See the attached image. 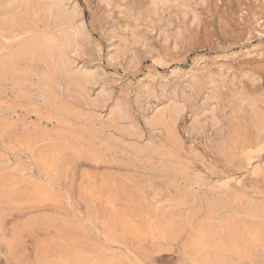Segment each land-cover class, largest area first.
Wrapping results in <instances>:
<instances>
[{
	"label": "rangeland",
	"instance_id": "rangeland-1",
	"mask_svg": "<svg viewBox=\"0 0 264 264\" xmlns=\"http://www.w3.org/2000/svg\"><path fill=\"white\" fill-rule=\"evenodd\" d=\"M7 1L9 0H0V6L7 3ZM67 3H69V1H67ZM73 3L79 6V8L77 6V10L79 11L80 9V14L82 13V16L80 15V18L83 22V26H85L84 29L86 28L85 30H87L85 31L86 40H90L86 41L83 44L84 55H82L81 57H76L75 54H70V58H72L73 60L75 59L74 61H77V63L74 62V64L76 63L74 65L75 68L79 67L78 69L80 70L88 69V71L96 69L93 70V72H98H95V75H101L99 77L102 80L100 78H97V83L95 84V86L98 84L97 87L88 86L90 97L94 96V92V97H96V95L98 94H96V90L100 92V87H105L104 91L108 93L109 96L111 93V96L113 97H110V102L106 103L108 107L106 106L104 107L105 109L103 108L100 110L101 112H97L98 114H100V116L101 113H103L101 117V121H104L105 125V128L102 129L103 135L108 138V136L113 132V135L111 134L112 138L114 137V139L116 140L119 137L117 135L118 133H116L117 131H115L112 127L109 128V121L107 120L106 114H108L107 112L110 111H108V108H111L114 103H121L120 101L124 100V102H122L121 104H125L124 106L128 109L127 111L130 117L128 118L130 122H132L131 124H133L134 127L137 128L139 134H141L142 136L141 141L136 142L133 138H131L130 141H132L133 139L132 142H136L137 144L139 143L140 147H153L156 150L157 156H155V154L151 158L147 157V160L140 158V161L138 160V162H131L129 164L125 156L120 157V154L121 152H123V150L121 148V145L118 142L117 144L116 141L115 144L118 145V147L116 145H112L113 143L102 146L98 143L99 141H97L96 145H100V147H98V149H100L98 152L99 156H91L87 153L88 141L93 138L91 137L90 139V136L94 135L93 130L101 129L99 127L100 121L99 123H95V126L98 125L97 128L93 123L85 122L86 120H83L82 117L79 118L75 109L80 110L81 108H79L80 106H72L75 109L71 108L70 104L72 102H69L71 99H67L68 101L64 100L63 104L58 103L53 106L50 105L52 107H49V105L42 102L43 100L40 98H32V100H30L31 98H27L28 96H24L25 93L21 92V86L16 85L17 80H15L14 78L12 80L10 76L4 77L3 75L2 77V75H0V87L5 85V89H3L4 87H2V89L4 90V92H6L5 94L10 97H6L3 91H0V95L3 97V99H1L2 97L0 96V106H2L3 109L4 107L6 108V110H2V108H0V110L2 111L0 113V138H2L3 140L5 139L6 141L5 142L0 139L2 141H0V151L2 152H0V158H2L0 160V163L1 161H3V165L0 164V166L9 164L5 166L6 168L9 167L7 169L5 167L4 169L3 167L0 168V179L5 178V175L7 177H11L12 174H15L13 176H16L17 173L20 174L21 170H24V173H21L26 174L24 175V178L30 176V179H27L29 177L25 178L26 180H30V182L33 179L38 178L37 172H40V170H38L36 166H34L33 169V165H31V163L34 164L35 161H31L33 159L31 158V155H29V153L27 154V152L25 153L26 150L24 148L19 147L20 145L18 143L22 141V138L23 140L25 138H32L31 141L42 138L39 142V145H36V148H34L33 154L36 155L37 152H46L48 150V147L53 145V143L60 144L61 141L62 143L63 141L65 142V135L68 133H72L73 136L70 135V137L67 136V138L71 139L70 141L72 142L71 144L73 146L81 147H79V150L76 152H71V150H67L65 152L68 156L67 163L72 165H74L75 163H82L79 164L80 168H76V164L74 165L75 167L72 165V167H70V165L68 164V167L70 168H67L68 171H66V174L63 173L62 170H60L58 187H54V194L57 193L60 199L64 196L61 200L58 197H56V199L58 198L60 200L59 201L57 199L58 203L63 202V205L61 203L59 204L64 207L63 209H65V211L70 208H72L71 211L73 214L77 211H84V209H82L85 207L84 203L79 197L80 195H82L80 193L82 192L81 190L84 184H88L89 187H93L95 190H97L99 188H103L104 184L106 183H108L105 185V187L107 188L111 185L110 183L113 180L118 181L123 185V188L127 192L129 200L134 202L133 205L129 208L130 212L135 214L138 211V213L143 214L146 219L150 218L148 220H151V218H154V216L157 215L163 217L166 213H172L176 219L178 218V220L194 219L195 224H201L202 222H204L206 214V206L202 202V198L204 197V195H206L207 197H211L212 195L217 196V193H219L220 195L222 194L223 198H233L234 195L236 196L241 193V195L246 196L245 199L243 196V198H238L241 195L236 196L237 199L241 201H238L236 198L235 199L237 200L236 202L241 203L244 208L248 206H264V120H262L264 119V0H72L70 2V6H73L71 5ZM185 11H187V15H185ZM183 15L185 17H183ZM193 17L195 20H197H193ZM3 23L0 25V44L4 43L5 45L2 44L4 46H6V44L7 46L15 44L20 40L23 41L26 38H29V36L34 37L35 34L38 35L39 32L41 33V31L43 30L40 24H38V26H32L31 28H25L21 30L20 27H12L8 20H5ZM26 25L29 26V23H26ZM20 31H23L22 33L24 34H19L22 39L17 36V33H20ZM27 31H29L30 33L32 31V34ZM1 34L6 39L10 36L14 37L10 38L13 41L9 39L7 43H5L6 41L5 39H3ZM6 35L9 37H7ZM136 37L138 39H136ZM14 39L19 40L15 42ZM9 41H11V43L8 44ZM124 41L125 43L127 42V44H125ZM135 41L136 43H134ZM26 60L27 59L22 60L23 64L20 61V64H28ZM31 60H29L31 61L29 62L31 65L30 67H34L32 68L34 71L47 70L45 61L35 58ZM33 62L38 63L36 64ZM61 76L60 82H65V80H69L70 78H77L79 75L74 74L70 78L67 77V79H65L66 76ZM98 79H100V83H98ZM11 80L12 82L14 80L15 81L12 83ZM6 86L9 87L6 88ZM92 87H94L95 90ZM12 88H14L18 92V94ZM7 89H10L11 92L9 91V93ZM92 89L94 92L92 91ZM11 93H13L14 96H12ZM15 94L17 95L15 96ZM20 94L23 96L21 97ZM5 97L8 99H6ZM111 98H115V100L111 101ZM37 100L39 102H35V104H38V106L33 103ZM25 101H28L29 103ZM31 101L33 102L30 103ZM2 103L5 104L2 105ZM172 103H175V105H178V107H180L181 105L184 110L180 108L181 112L179 111V113H181V115L179 116L178 114L177 117L179 118L176 117L178 120L175 119L173 123L174 131L177 130V133L175 131V138L169 140L166 132L164 133V128H161L160 126H152L150 128V121L146 122V120H149L147 118H150V116L152 118L153 115L163 111L164 108H168V105H171ZM42 105L43 108H40L42 107ZM7 106L12 107V109L10 108L11 112L8 110L9 108ZM48 107L50 108L49 110L46 109ZM65 108L68 109L65 110ZM210 109L213 110L212 115H209V112H211ZM81 110H83V108ZM38 111L41 113V115L38 114ZM130 111L133 113H131ZM27 112L30 115H28ZM32 112H34L35 116L34 114H31ZM70 112L73 114H71ZM25 114L27 116H25ZM193 114L198 117V119ZM208 115L211 116V118L214 117V119H210ZM4 116L5 118L9 117L8 119L10 121L8 119L5 120V118H3ZM18 116L20 117V119ZM21 116L23 118H21ZM39 117H41L42 120ZM54 118H56L57 120ZM128 118L126 119L127 121ZM204 118H207V120L205 119L203 121ZM25 119L27 120V123L24 122L26 121ZM61 119L65 122H62ZM194 119L196 120V123H199L194 124ZM79 120H82V123L76 122ZM126 120L122 121L119 126L122 125V127H127L128 124L130 125V122H126ZM6 121L8 123L10 122V124H8ZM12 122L15 124H12ZM28 122H30V124ZM39 122L40 125H37L36 128L32 126L34 125V123L39 124ZM50 122H52L51 124H53L54 128H50ZM66 122L69 123L70 126H68L69 124H67ZM137 122H139V124ZM144 122L146 123V126ZM18 123L22 124L23 127ZM25 124H28V129ZM75 124L76 126H74ZM79 124H81L83 129L80 128L81 126ZM82 124H85V127ZM16 126L22 128H15ZM141 127L143 129H141ZM148 128H150L151 130ZM46 129H48L49 132ZM90 129L93 132L89 131ZM161 129L162 132H160ZM61 130H63V132ZM43 131H47V133ZM73 131H75L76 134ZM107 132H110L109 135H107ZM2 133H4V135ZM59 133L62 134L59 135ZM83 133L85 135H83ZM86 133H88V137H85L87 136ZM221 134L227 135V139L224 142L226 151L223 150L225 153L222 151L224 147L219 148L216 146V142H218L219 136H221ZM1 135L4 137H2ZM44 135L46 136V138L44 137ZM14 136L15 138H13ZM178 138L179 140L177 141ZM48 140L49 142L53 143H51L50 145V143H48ZM174 140H176L177 142H174ZM173 142L176 145H174ZM40 143L43 145H41ZM6 144L7 146H5ZM179 144L181 145L180 147ZM16 146H18L19 149H16ZM42 146H44V148ZM154 146H156V148ZM157 146H159V148ZM1 147L3 148V150ZM106 147H108L107 151L105 149ZM20 149H23V152H21ZM119 149L122 151H120ZM7 150L9 151V154L6 152ZM104 150L105 153H103ZM110 151L113 152L111 153ZM126 151L125 154L124 152L122 154L127 156L126 153L128 152ZM16 152L23 153L25 155L16 157L18 155ZM108 152L110 155L108 154ZM171 152L173 153V155H171ZM114 153L116 155H114ZM251 153L252 155H250V157L254 162L252 161V159L247 160L245 158L246 154L249 155ZM13 154H16V156ZM33 154L32 156H34ZM164 155H167L168 159L166 158L167 156ZM177 155L179 156L177 157ZM78 156H81V159H79L80 162L77 160L79 158ZM158 156H160V158ZM161 157L164 158L163 161L160 162V159H162ZM27 158H31V160L29 159L28 162ZM114 158L118 166L115 164ZM16 159H20V161ZM111 159L114 161L115 166L113 165ZM166 159L168 161H166ZM178 159H183L184 161ZM144 160L147 161V164L144 162ZM148 160L152 163L148 162ZM84 161L87 164L84 163ZM117 161H119V163L121 162V164H119ZM176 161H178V163ZM107 162L110 163V168ZM141 162H143V164ZM166 162H169L170 164L172 163V165L176 164L175 166L173 165V169H175V172H178L180 170L179 174H181L180 172L186 169L187 166L190 168H188V171L186 169V172L184 170L181 175H177V173L173 171L168 163L166 165ZM179 162H183L184 165H182V163L179 164ZM4 163L6 164L4 165ZM13 163H16L15 166H13ZM136 163L139 164L136 165ZM249 163L250 165L252 164L251 167L248 166ZM29 164L31 166H29ZM122 164L125 166H123ZM128 164L130 166L133 164V167L129 166V168ZM144 164L146 165L144 166ZM104 165L108 166L106 167ZM90 167H93V170ZM154 167L155 169H157L154 170ZM3 171L10 174H3ZM11 171L14 173L11 174ZM34 172L37 176L34 174ZM163 172H165V174ZM194 173L199 177L197 175H194ZM64 175H66V180ZM76 176L80 177V179H76ZM86 177L88 179H85ZM68 179L69 181H67ZM105 179H107V182L105 181ZM159 179L160 181H158ZM188 179L190 181H193L195 179L196 181L194 180L195 183L192 181L188 182ZM198 179L200 180V182L197 181ZM76 180L78 181V183ZM140 180L144 183H142ZM153 180H155V182ZM163 182L167 183L168 185H165ZM190 183H192L191 186L193 185V188L190 186ZM197 183L198 185L195 186L194 184ZM200 183L201 185H203L204 183V185L201 186ZM176 184H178L179 186ZM69 185L70 187L68 188ZM147 185L150 187L147 188ZM151 186L154 189H152ZM155 186L158 188L155 189ZM200 186L202 188H200ZM223 186L228 187L229 190ZM217 187L218 189L220 187L222 189L220 188L219 190H217ZM65 188H68V191ZM146 188L147 191L145 190ZM150 188L151 191H149ZM177 188L179 190H182L179 191ZM64 189L67 192L64 191ZM74 189H76V192L78 193L74 192ZM213 189H216L217 191H214ZM223 189L225 191H223ZM60 190L64 192L62 193ZM55 191L57 192L55 193ZM201 191H203L202 193H205L204 195H201L202 198L200 197V194H202ZM205 191H209L207 193L208 195ZM65 193H67V195L69 196H67ZM196 193L199 194H197L199 198L197 197V195H195ZM209 193L212 195H210ZM65 195L67 197H65ZM75 195H78L77 198L79 199V201ZM177 195L178 197L175 198V196ZM66 199L68 200V202H74H71V204L67 203ZM180 199L182 200L180 201ZM58 203H56L55 206L57 208H50L51 213L62 211L61 206L58 205ZM99 203L100 202H98V204ZM100 204L103 205L102 202ZM178 204L179 207L175 206ZM80 205L83 206L81 207ZM77 206L78 209H76ZM79 207H81L80 210ZM53 209L55 212L53 211ZM122 209L124 208L122 207ZM143 209L144 211H140ZM175 211L177 213H175ZM82 214H84V212ZM11 219L16 220V215L15 217L12 216L11 218H8V227H10L13 221ZM200 220L202 222H200ZM86 230L87 232H81L79 233V235H77L73 242L75 246L86 250H93L94 247L91 246H96L97 243L98 245L102 244V240H100V238L97 239V237L95 236V231H91L89 227H86ZM51 231L45 233L40 231V233H35L36 236L25 235V238H23V240H25L24 242H26V247H23V250L26 249L25 254L28 259H32V257H34L35 246L33 245H35V241H39L41 243H39L41 246L44 244V246H42V248L44 247L42 249L44 251H46L48 247L58 243L59 238L55 236L54 231ZM89 231L92 232V235L88 233ZM45 236L49 237V240ZM53 237H55L56 240ZM148 238L149 237L146 238V241L145 239L141 241H134L129 239L131 242L128 241L127 243L131 245L128 244L127 247L130 246L131 248L129 247V249H132L131 251L128 248L125 249L123 246L121 247L124 249V251L128 250L127 252L133 254L138 253V255L145 256L146 259L149 258L148 261H146V259L142 260L143 263L140 264H178V255L176 254L178 249L175 248H179L184 235H182L180 239L175 243H169L172 245L166 244L161 245V247L160 244ZM45 240L46 242L44 243ZM83 241L85 243H83ZM48 242L50 243L48 244ZM86 242L87 246H82V244L86 245ZM47 244L48 246L46 247ZM175 244L177 246H175ZM27 245H29L30 247H27ZM154 246L157 247L154 248ZM29 248H31L33 252L30 251L31 249L29 250ZM160 249L161 251H159ZM1 250L2 249L0 248V255L3 256V252H1ZM259 253L260 254H258L256 263L264 264L262 254L261 252ZM30 256L32 257L30 258ZM3 258L4 257H0V264H15L6 260L5 258L3 260ZM5 260L7 261L6 263L4 262ZM17 264H22V262L20 261Z\"/></svg>",
	"mask_w": 264,
	"mask_h": 264
},
{
	"label": "bare ground",
	"instance_id": "bare-ground-1",
	"mask_svg": "<svg viewBox=\"0 0 264 264\" xmlns=\"http://www.w3.org/2000/svg\"><path fill=\"white\" fill-rule=\"evenodd\" d=\"M67 1H69V3H67ZM71 1L72 0H9V1H7V3L0 6V25L5 20H8L10 22V24L12 25V27H20L21 30H23L25 28H31L32 26H38V24H40V26L43 28L41 33L40 32H39V34L37 33L38 35H36L34 33L35 34L34 37L29 36V38H26L23 41L20 40L19 42H17L19 39L15 40V39H17V38H15L14 41L17 43L9 45V46H7V44H6V46H4L5 45L4 43H2L4 45L0 44V75H2V77H3V75H4V77L10 76V78H12V80H13V78L15 80H17L16 85L21 86V88H22L21 92H24L25 93L24 96H28L27 98H29V99L31 98L30 100H32V98H34V99L40 98L43 100L42 102L49 105V107H52L53 105H56L58 103L63 104L64 100L71 99L69 101L70 103L72 102L71 104L69 103L71 105V108H73L72 106H74V107L80 106L79 108H81V109L83 108V110H85V111H83L81 109L77 110V109L73 108L77 111V116L79 118L82 117L83 120H86L85 122L93 123L94 126H95L96 122L99 123V121H100V126H99L101 128L100 130H93L94 132L91 130L92 128L89 130V131H92L94 134L93 136H90V139H91V137H93V138L88 141V146H87L88 147L87 153L90 154L91 156L98 157L99 156L98 152L100 150V149H98V147H100V145L106 146V144L113 143L112 145L115 146L116 145L115 141H116V143L118 142L121 145V148H122L124 154H125L126 150H127L126 152L129 153V154L126 153L127 154V156H126V155L122 154L123 152H121V154H122L121 155L120 151H122V150L119 149L120 150L119 151L120 157L125 156V158L127 159V162L129 164L131 162H134V163L138 162V160L140 158H143V159H146L147 157L151 158L155 154H156L155 156H157L156 150L153 147H151V146L140 147L139 143L138 144L136 143V142L142 140V136H141V134H139V131L137 130V128H135L134 125L131 124L132 122H130V120H129L130 117H129V113L127 111L128 109L124 106L125 104H123V105L121 104L122 102H124L123 99H122L123 101H120L121 103L116 102L113 104V106H111V108H108V111L110 110L109 112L106 111L108 113V114H106L107 120L109 121L108 126H109V128L112 127L115 131H117L116 133H118L117 135L119 137L117 138V135H116V138H117L116 140L114 139V137L112 138V135H113L112 129H111L112 131L110 130L112 132L111 133L112 135L110 134L111 136L109 135L110 132H107L108 133L107 135H109L108 138L103 135L102 129L105 128L104 121H101V117H102L103 113H101V116H100V114H98L97 112L106 106L108 107V105H106V103L110 102V97H112V96H111V93L109 96L108 93H106L104 91L105 87L103 86L104 88H102V87H100V89L98 88L100 90V92H98L96 90V94L98 93L96 95V97H94L95 92L92 89V91L94 92V96H92V97H94V98L90 97V93L88 91V86H95V84L97 83V78H100L99 76H101V75H99V76H97L98 74L95 75L98 72L97 71L93 72V70H96V69H92V70L88 71V69L80 70V69H78L79 67L75 68L74 65L77 63V61H74L75 59L73 60L72 58H70V54L71 55L75 54L76 57H81L82 55H84L83 44L86 41L90 40L89 38H88L89 40H86L85 31H87V30H85L86 28L84 29L85 26H83V22L80 18L82 16L81 15L82 13L80 14V9H79V11L77 10L78 5H76L77 4L76 2H75L76 4L75 3L71 4L73 6H70ZM78 8H79V6H78ZM185 9H186V7H185ZM186 12L187 11H185V15H187ZM183 17H185V16L183 15ZM82 19H83V17H82ZM192 19L195 20L194 17ZM26 23H29V26L26 25ZM13 31H15V30H13ZM22 32L20 31V33H17V36H19V34L22 35L23 34ZM27 32H29V31H27ZM2 34H1V36L3 37L4 34L3 35ZM30 34H32V31ZM12 35H14V34H12ZM87 35H88V33H87ZM7 37H9V36H7ZM10 38H14V37L10 36L7 39L5 37H3V39H5V41H6V42L5 41L4 42L7 43V41ZM20 39H22V38L20 37ZM136 39H138V38L136 37ZM11 41H13V40H11ZM11 41H9L8 44L11 43ZM137 42H138V40H137ZM124 43H125V41H124ZM134 43H136V41ZM125 44H127V42ZM33 58L45 61L46 65H47V70L34 71L32 69L34 67L31 68L30 67L31 65L29 63L32 61L31 59H33ZM25 59H27L26 61L28 62L29 65L28 64H24V65L20 64V61L22 63V60H25ZM29 60H31V61H29ZM74 62H76V63L74 64ZM33 63H36V62H33ZM35 70H37V69H35ZM74 74H77L79 76L77 78L73 77L74 79H71L70 77L73 76ZM61 75L66 76L65 79H67V77H69L70 79L69 80L67 79L68 81L65 80V82H60V79L62 77ZM10 78H9V80H10ZM100 79H98V83L101 82V81L99 82ZM12 80H11V82H12ZM0 85H1V82H0ZM2 85H3V83H2ZM13 85H12V87H13ZM97 85L95 87H97ZM4 86H2V87H4ZM2 87H0V91L2 90L4 95H6L5 94L6 92H4V90H3V89H5V87L3 89H2ZM8 87L9 86H6V88H8ZM14 88H15V86H14ZM14 88H12V89H14ZM92 88H94V87H92ZM94 90H95V88H94ZM9 91H10V89L8 90V92ZM33 91H34V93H33ZM15 92H17V91L15 90ZM13 93H11L12 96H14ZM17 94H18V92H17ZM17 94H15V96ZM21 94H23V93H21ZM21 94H20V96L22 97L23 95H21ZM7 96L8 95H6V97ZM112 98H111V101L115 100V98L114 99H112ZM1 99H3V97ZM6 99H8V98H6ZM117 100H120V99H117ZM25 102H28V101H25ZM32 102L33 101H31L30 103H32ZM35 102L37 103L39 101L37 100V101H34L33 103L35 104ZM4 104L5 103H2V105H4ZM172 104L168 105V108L166 107L167 109L164 108L163 111L158 112L157 114L153 115L152 118L150 116L151 120H150V118H147L149 120H146V122L150 121L149 123L151 125L148 123L150 125V128L152 126H156V127L160 126L161 128H164V133L166 132V135L168 136L169 140L175 138V135H176L175 131L177 133V130L174 131L173 123H174L175 119L179 118V117H177L178 114H179V116L181 115V113H179V111H180V108H182L181 105H180V107H178V105H175V103H172ZM35 105L38 106V104H35ZM50 105H52V106H50ZM44 107H46V106H44ZM49 107L46 109L49 110L50 109ZM0 108H2V106H0ZM8 108L7 109L9 111L12 109L11 106ZM40 108H43V105ZM66 109H68V108H65V110ZM2 110H6V108L4 107V109L2 108ZM130 110H132V109H130ZM210 111L211 112H209V115L210 114L212 115L213 110L210 109ZM1 112L2 111L0 110V113ZM4 112H7V111H4ZM10 112H8V113H10ZM22 112H23V110H22ZM131 113H133V112H131ZM27 114L30 115L28 112H27ZM31 114H34V112H32ZM38 114L41 115L40 112ZM47 114H48V112H47ZM71 114H73V113H71ZM25 116H27V115L25 114ZM34 116H35V114H34ZM41 117H39V118H41ZM209 117L212 120L214 119V117H212V118H211V116H209ZM209 117H208V119H209ZM3 118H5V116ZM8 118H5V120ZM21 118H23V117L21 116ZM127 118H128V121L126 120ZM132 118H133V116H132ZM196 118L198 119V117H196ZM19 119H20V117H19ZM54 119H56V118H54ZM195 119L193 120V121H195L194 124H198L199 122L196 123ZM205 119L207 120V118H204L203 121ZM41 120H42V118H41ZM75 120H78V119H75ZM125 120H126V122H130V125L128 124L129 126L127 125V127L125 126L126 124L124 125L125 127H122V125L119 126V124ZM262 120H264V119H262ZM33 121H35V120H33ZM61 121H62V119H61ZM81 121L79 120L76 122L82 123ZM24 122L27 123V120ZM44 122H46V121H44ZM58 122H59V120H58ZM62 122H65V121H62ZM0 123H1V121H0ZM28 123L30 124V122H28ZM51 123L52 122H50V125H51L50 128L53 127V124H51ZM137 123L139 124V122H137ZM8 124H10V122ZM12 124H15V123L12 122ZM67 124H69V123H67ZM2 125H3V123H2ZM19 125L23 127L22 124H19ZM25 125L28 129V126H27L28 124H25ZM37 125L39 126L40 122H39V124L34 123V125H32V126L34 128H36ZM79 125L81 126V124H79ZM82 125H84V127H85V124H82ZM149 125H148V127H149ZM68 126H70V124ZM74 126H76V124ZM97 126H95V127H97ZM145 126H146V123H145ZM18 127L16 126L15 128H18ZM22 127H19V128H22ZM139 127H140V125H139ZM80 128H82V126ZM89 128H90V126H89ZM150 128H148V129H150ZM31 129H32V127H31ZM141 129H143V128L141 127ZM46 130L48 131V129H46ZM37 131H39V130H37ZM47 131H43V132L47 133ZM56 131H55V133H56ZM61 131L63 132V130H61ZM39 132H41V131H39ZM73 132H75V131H73ZM160 132H162V129ZM2 134L4 135V133H2ZM6 134H7V132H6ZM43 134H45V133H43ZM61 134L62 133H59V135H61ZM75 134H76V132H75ZM87 134L88 133H86V135ZM70 135L73 136L72 133H68L65 135V142L63 141V143L61 140H59V141H61L60 144H57V143L54 144L53 142H49V140H48V143H50V145H51V143H53V145L49 146L48 150L46 152L45 151H42V152L36 151L37 152L36 155L33 154L34 148H36V145L37 146L39 145V142L42 138L38 139V140L31 141L32 138H27V139L25 138L23 140V138L21 137L22 141L18 143L20 145V146L19 145L18 146L20 148H24L26 150L25 153L27 152V154L29 153V155H31V158H33V159L32 160H31V158H29V159L31 161H35V163H34L35 165L31 163V165H33V169H34V166H36L37 169L40 170V172H37L38 178L36 177L37 179H33L31 182H30V180L25 179L27 177H29L27 179H30V176H27L24 178V175H26V174H23L24 170L23 171L21 170V172H23V173H21V172H20V174L17 173L18 175L16 174V176H13L15 174H12L14 172L11 171V174H12L11 177H7L5 175V178L0 179V248L3 250V251L1 250V252H3V256L0 255V257H4L6 260H8L12 263H15V264H17L20 261L22 262V264H136V263L140 264V263H143L142 260L146 259L145 256L138 255V253L133 254V253L127 252L128 250L124 251V249L121 247V246H123L125 249H127V248L129 249L130 246L127 247L129 244L127 242L130 241L129 239L134 240V241H141V240L145 239V241H146V238L149 237L150 239L154 240V242H157L158 244H160V247H161V245H166L169 243H175L176 241H178L180 239V237L182 235H184V238L182 239V242L180 243L179 248L174 247L175 249H178V251L176 252V254L178 255V257H177L178 258V264H263V263H256V260L258 258V254H260L259 252H261L262 259L264 260V206H259V207L248 206V207L244 208V206L241 205V203L236 202L238 200L236 196L241 195V193L239 195H236V196L234 195L233 198L226 197V196H224L226 198H223V195L222 194L220 195L219 193H217L218 194L217 196H213L212 194L209 193L212 196L207 197L206 195H204L205 193H202L203 191H201L202 194H200V197H201V195H204V197L203 198L201 197V198H202V202L206 206L205 220H204V222H202L201 221L202 219H201L200 220V222H202L201 224H198V223L195 224L194 219L193 220L192 219L178 220V218L176 219L172 213H166L163 217H160V215H157V216H154V218H151V220H148L150 218L146 219L143 216V214L138 213V211L137 212L135 211L137 214L135 212H134L135 214L130 212L129 208L133 205L134 202L129 200L127 192L124 190L123 185L121 183H119L118 181H114L112 179L113 181H111V183H110L111 185L106 188L105 185L108 183H106L107 179H105L106 184H104L103 188H99V189L95 190L93 187H89L88 184H84L82 186V190L79 188L82 191L80 193L82 195H80L79 197L85 206L84 208H82V209H84V211H83L84 214H82L83 213L82 210L80 211L82 213L77 211L76 213L73 214L71 211L72 208L67 209V211H65V209H63L64 207H62L63 202L62 203L59 202L62 205L57 202L60 198L58 197V194L56 193L57 191H55L57 196H56V194H54V187L56 186V188H57L58 184H59V177H60L59 171L62 170L63 173L66 174V171H68L67 168H70L76 164L75 163L74 165H72V164L67 163L68 156L65 152L67 150H71V152H76L79 150L78 148L81 147V146L75 147L71 144L72 143L70 141L71 139L67 138V136L70 137ZM83 135H85V134L83 133ZM218 135H220V134H218ZM2 137H4V136H2ZM44 137L46 138L45 135H44ZM85 137H88V135ZM7 138H6V140H7ZM13 138H15V136ZM58 138H61V137H58ZM131 138L135 139L136 142L135 143L132 142L133 139H132V141H130ZM0 139H2V138H0ZM226 139H227V135L221 134V136H219L218 142H216L217 140L215 141L217 143V144L215 143L216 146L219 148L220 147L223 148L225 146L224 142L226 141ZM178 140H179V138L177 139V141ZM3 141H5V139ZM15 141H14V143H15ZM77 141H79V140H77ZM80 141H82V140H80ZM97 141H99L98 143L100 144L98 146L96 145ZM175 141L176 140H174V142ZM44 142H47V141H44ZM174 142H173V144L176 145ZM7 144L5 146H7ZM41 145H43V144H41ZM18 146H16V149L18 148ZM116 146L118 147V145H116ZM180 146L181 145L179 144V147ZM8 147H6V148H8ZM42 147L44 148V146H42ZM108 147L105 148L106 151L108 150L107 149ZM154 147L156 148V146H154ZM157 147L159 148V146H157ZM40 148H41V146H40ZM2 150H3V148H2ZM22 150L20 149L21 152H23ZM223 150H225V147H224V149H222V151ZM38 151H40V150H38ZM6 152L8 153L9 151L7 150ZM16 153L18 154L17 156H16V154H13L16 157H21V156L25 155V154L19 153V152H16ZM77 153H80V152H77ZM103 153H105V150ZM32 154L34 156H32ZM108 154H109V152H108ZM105 155H107V154H105ZM109 155H107V156H109ZM114 155H116V154L114 153ZM171 155H173L172 152H171ZM250 155H252V153L249 155L246 154L245 158L247 160H251L252 158L250 157ZM102 156H104V155H102ZM117 156H118V154H117ZM160 156H158V157L160 158ZM164 156H167V155H164ZM178 156L179 155H177V157ZM8 157H11V156H8ZM78 157H75V158H78ZM161 158L162 159H160V162L163 161L164 157H161ZM166 158L168 159V156ZM1 159L2 158H0V160ZM29 159L27 158L28 162H29ZM79 159H81V156L77 160L79 161ZM152 159H154V158H152ZM167 159H166V161H168ZM16 160L20 161V159H16ZM114 160H115V158H114ZM146 160H144V162L147 164ZM149 160H148V162L151 161V160L150 161ZM178 160L184 161L183 159H178ZM141 161H143V160H141ZM252 161H253V159H252ZM2 162L3 161H1L0 164L3 165ZM112 162H113L114 166H115V164L118 166V164L116 163V160H115V164H114L113 160H112ZM117 162L119 163V161H117ZM169 162H166V165L168 163L169 166H171V168L173 169V165L175 166L176 164L172 165V163L170 164ZM176 162L178 163V161H176ZM81 163H79V164H81ZM84 163H86V162L84 161ZM107 163L109 164V168H110V163L109 162H107ZM141 163L143 164V162H141ZM150 163H152V162H150ZM180 163H182V165H184L183 162H179V164ZM5 164L6 163H4V165ZM15 164L13 163V166H15ZM68 164L70 165V167H68ZM79 164H76L77 165L76 168L79 167ZM96 164H98V163H96ZM96 164H95V166H96ZM119 164H121V162ZM129 164H128V167L130 166ZM138 164L139 163H136V165H138ZM146 164H144V166ZM159 164H158V166H159ZM6 165H9V164H6ZM31 165L29 164V166H31ZM251 165L249 163L248 166L251 167ZM5 166H0V168L3 167V169H4ZM104 166H106V165H104ZM123 166H125V165H123ZM131 166L133 167V164ZM93 167H94V165H93ZM93 167H90V168L92 169ZM101 167H103V166H101ZM7 168H9V167H7ZM10 168H11V166H10ZM188 168H190V167L187 166V168H186L187 171H188ZM26 169H29V168H26ZM31 169H32V167H31ZM71 169H73V168H71ZM97 169H99V168H97ZM156 169L154 167V170H156ZM179 169H180V167H179ZM186 169H184L185 172H186ZM174 170L175 169H173V171ZM181 170H182V168H181ZM184 170H182V172ZM179 171L178 172L174 171V172L177 173V175H181L182 172H180L181 174H179ZM131 172H133V171H131ZM144 172H146V171H144ZM158 172H160V171H158ZM4 173H5V171H3V174ZM86 173H88V172H86ZM163 173L165 174V172H163ZM5 174L9 175L10 173H5ZM34 174H35V172H34ZM0 175H1V173H0ZM152 175H154V174H152ZM194 175H197V174L194 173ZM80 176H81V174H80ZM127 176H129V175H127ZM156 176H157V174H156ZM64 177L66 180V175H64ZM77 178L80 179V177L76 176V179ZM120 178H122V177H120ZM85 179H88V178L86 177ZM71 180H72V178H71ZM108 180H110V179H108ZM194 180L193 181L191 180V181L194 182ZM67 181H69V179ZM153 181L155 182V180H153ZM158 181H160V179ZM191 181L189 180L188 182H191ZM197 181L200 182L199 179ZM151 182H152V180H151ZM77 183H78V181H77ZM77 183H76V185H77ZM142 183H144V182H142ZM163 183L165 185H168L165 182H163ZM173 183H175V182H173ZM191 184L192 183H190V186H191ZM176 185H178V184H176ZM194 185L197 186L198 183L194 184ZM200 185H201V183H200ZM203 185H204V183H203ZM203 185H201V186H203ZM64 186H65V184H64ZM201 186H200V188H202ZM69 187H70V185L68 186V188ZM149 187L150 186H148L147 188H149ZM223 187H226V186H223ZM68 188H65V189H67V191H68ZM147 188L145 189L146 191H147ZM151 188H152V186H151ZM151 188L149 191H151ZM156 188H158V187L155 186V189ZM169 188H170V185H169ZM65 189H64V191H66ZM133 189H135V188H133ZM152 189H154V188H152ZM206 189H208V188H206ZM219 189L217 187V190H219ZM226 189H228V187H226ZM74 190H75L74 192H76V189H74ZM178 190H176V191H178ZM180 190H182V189H180ZM223 191H225V190L223 189ZM208 192L209 191H207L206 194ZM76 193H78V192H76ZM211 193H213V192H211ZM65 194L67 195V193H65ZM197 194L198 193H196L195 195H197ZM66 195H65V197L69 196V195H67V196ZM198 195H197V197H198ZM75 196H76V198L78 197V195H75ZM75 196H74V198H75ZM242 196L243 195H241L238 198H241ZM56 197H58L59 199L57 198L58 199L57 200ZM176 197H178V195L175 196V198ZM243 197L245 199L246 196H243ZM249 199H251V198H249ZM66 200H64V201H66ZM181 200L182 199H180V201ZM78 201H79V199H78ZM238 201H241V200H238ZM71 202L70 201L68 202V200H67V203L71 204ZM98 202H100V203L102 202L103 205L99 203L101 205L100 206L98 204ZM56 203H58V205L61 206L62 211H60V212L57 211L56 213H51L50 208H57V207H55ZM181 204H183V203H181ZM72 206H70V207H72ZM175 206L179 207V204L175 205ZM67 207H68V205H67ZM75 207H73V208H75ZM81 207H79V210ZM118 207H121V208H118ZM122 207L124 209H122ZM180 207H181V205H180ZM76 209H78V206ZM53 211H54V209H53ZM140 211H144V209L140 210ZM170 211H172V210H170ZM164 212H166V211H164ZM164 212H162V213H164ZM175 213H177V212L175 211ZM144 214H145V212H144ZM15 215H16V220H13L14 218L11 219L13 221H12L10 227H8V225H9L8 224V218H11L12 216L15 217ZM193 218H195V217H193ZM86 227L87 228L89 227L91 229V231H95L96 232L95 236L97 237V239L100 238V240H102V244L98 245V243H97L96 246H91V247H94L93 250L92 249L91 250L82 249V248H79L73 244L75 238L77 237V235H79V233L87 232ZM40 231H42L43 233L49 232V231H51V232L54 231V234H55V236H57V238H59V241L55 245L48 247V249L46 248L47 249L46 251L42 250L44 248V247L42 248V246H44V244L41 246L40 245L41 243L39 241L38 242L35 241L34 242L35 245H33V246H35L34 247V257L30 256V258L32 257V259H28L26 257V254H25L26 249L23 250L24 249L23 247H26V244H25L26 242H24L25 240H23V238H25V235H35L36 236L35 233H37V232L40 233ZM88 233L91 234L92 232L89 231ZM87 236H88V234H87ZM45 237H44V239H45ZM46 238H48V240H49V237H46ZM53 238L55 239V237H53ZM147 241H149V240H147ZM45 242H46V240L44 241V243ZM143 242H141V243H143ZM49 243L50 242H48V244ZM83 243H85V242L83 241ZM48 244L46 245V247L48 246ZM23 245H25V246H23ZM29 245H27V247ZM31 245H32V243H31ZM83 245L87 246V242H86V245L82 244V246ZM129 245H131V244H129ZM139 245H141V244H139ZM143 245H142V248H143ZM169 245H172V244H169ZM175 246H177V245L175 244ZM156 247L154 246V248H156ZM139 248H140V246H139ZM30 249L31 248H29V250ZM40 250H42V251H40ZM129 250L131 251L132 249H129ZM30 251H32V249ZM30 251H29V253H30ZM159 251H161V249ZM163 252H165V251H163ZM4 258H3V260H4ZM148 259L149 258H147L146 261H148ZM6 260L4 261L5 263L7 262Z\"/></svg>",
	"mask_w": 264,
	"mask_h": 264
}]
</instances>
